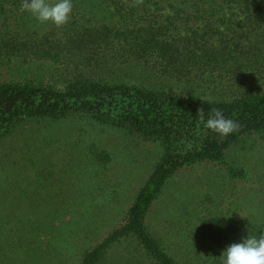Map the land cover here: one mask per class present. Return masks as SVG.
Listing matches in <instances>:
<instances>
[{
  "label": "rangeland",
  "instance_id": "obj_1",
  "mask_svg": "<svg viewBox=\"0 0 264 264\" xmlns=\"http://www.w3.org/2000/svg\"><path fill=\"white\" fill-rule=\"evenodd\" d=\"M73 4L75 24L56 28L38 24L20 11V5L0 0V26L7 15L9 25L29 16L37 35H63L82 24L119 27L124 25L125 8L135 21L145 17L149 23L167 25L172 33L177 31L175 26L180 32L186 27H205L211 33L228 28L242 31L236 24L242 16L229 0H143L138 5L135 0H73ZM66 67L6 55L0 57V82L26 81L63 89L72 77L71 66ZM93 68V77L175 90L207 101L232 99L241 88L240 83L224 85L213 78H172L155 61L145 59ZM94 146L106 150L111 160L96 164L91 155ZM162 154L159 143L140 140L87 116L23 120L0 139V249H7L14 259L19 254L37 261L45 258L47 264H79L86 249L122 221ZM228 158L247 169L252 181L234 182L215 163L196 164L172 175L150 209V231L179 264H222L220 256L228 245L252 235L256 223L264 225V132L234 142ZM84 222L89 238L74 236L73 244L66 242L74 233L69 229ZM48 245L52 252H47ZM125 259H142L128 241L115 246L107 264H123Z\"/></svg>",
  "mask_w": 264,
  "mask_h": 264
},
{
  "label": "trees",
  "instance_id": "obj_2",
  "mask_svg": "<svg viewBox=\"0 0 264 264\" xmlns=\"http://www.w3.org/2000/svg\"><path fill=\"white\" fill-rule=\"evenodd\" d=\"M10 1L4 0L21 5V0ZM218 1L211 0L214 3ZM229 2L242 16L236 23L242 31L228 28L211 33L205 27H186L180 32L175 26L173 29L177 31L172 33L167 25L149 23L145 17L135 21L130 17L134 15L125 8L123 26L82 24L63 35L51 32L37 35L32 31L34 24L30 23L29 16L19 17L14 25L7 24L10 19L7 15L2 19L0 57L50 60L68 66L67 69L71 66L69 73L72 77L63 89L36 86L26 81H1L0 139L25 119L59 120L87 116L90 121L122 129L140 140L159 143L163 148L162 156L122 221L88 247L79 264H107L110 252L124 241L133 244L142 259H125L123 264H179L153 235L147 223L150 209L171 176L182 168L215 163L234 182L252 181L247 169L235 166L229 160L228 150L245 135L264 132V0ZM70 22L75 24L72 19ZM143 59L155 61L172 78L206 81L213 78L224 85L231 81L240 83L241 88L232 99L208 103L175 90L147 89L116 78L91 75L95 70L93 67ZM212 107L221 109L227 118L238 121L239 131L221 139L206 129L197 115L198 109H204L206 120ZM91 155L96 164H106L111 160L106 150L96 146ZM256 224L252 236L264 232V225ZM88 227L84 222L70 228L74 233L66 242L73 244L76 240L70 239L74 236L89 238ZM47 247V252H52L51 247ZM16 250L21 253L18 248ZM37 250L41 251L40 245ZM33 256L39 257L35 253ZM0 264L47 262L45 258L37 261L19 254L14 259L7 249L2 248Z\"/></svg>",
  "mask_w": 264,
  "mask_h": 264
},
{
  "label": "clouds",
  "instance_id": "obj_3",
  "mask_svg": "<svg viewBox=\"0 0 264 264\" xmlns=\"http://www.w3.org/2000/svg\"><path fill=\"white\" fill-rule=\"evenodd\" d=\"M142 3L143 0H135L137 5ZM73 8V0H21L20 5V11L29 13L38 24H51L56 28L70 23ZM197 115L205 128L221 139L240 129L239 122L227 118L219 108L212 107L206 120L203 108L198 109ZM220 257L222 264H264V232L228 245Z\"/></svg>",
  "mask_w": 264,
  "mask_h": 264
}]
</instances>
